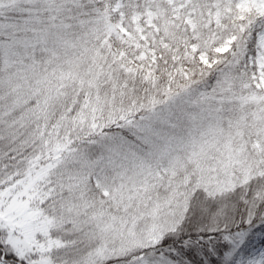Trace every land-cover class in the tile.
<instances>
[{
	"label": "snow or ice",
	"instance_id": "1",
	"mask_svg": "<svg viewBox=\"0 0 264 264\" xmlns=\"http://www.w3.org/2000/svg\"><path fill=\"white\" fill-rule=\"evenodd\" d=\"M0 264H264V0H0Z\"/></svg>",
	"mask_w": 264,
	"mask_h": 264
}]
</instances>
